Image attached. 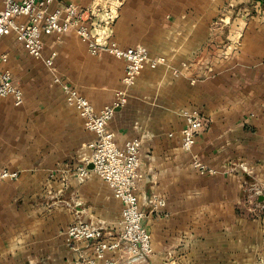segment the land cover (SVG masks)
Masks as SVG:
<instances>
[{"label": "crops", "instance_id": "obj_1", "mask_svg": "<svg viewBox=\"0 0 264 264\" xmlns=\"http://www.w3.org/2000/svg\"><path fill=\"white\" fill-rule=\"evenodd\" d=\"M56 2L84 8L93 0ZM105 3L112 40L143 44L168 61L139 73L108 123L118 145L141 139L137 193L153 249L142 264H264V191L253 192L264 180V0ZM104 16L98 12L94 23L103 26ZM43 44L45 56L56 52L61 81L95 110L113 101L122 59L92 55L74 31L43 34ZM0 52L22 92L20 104L0 96V169L17 172L0 181V264H79L93 250L67 238L69 224L99 225L110 240L120 231L122 203L93 171L80 174L91 169L84 158L94 134L43 59L10 33L0 38ZM191 109L203 122L192 153L215 174L196 172L181 147L183 112ZM153 195L164 205L152 208Z\"/></svg>", "mask_w": 264, "mask_h": 264}, {"label": "built area", "instance_id": "obj_2", "mask_svg": "<svg viewBox=\"0 0 264 264\" xmlns=\"http://www.w3.org/2000/svg\"><path fill=\"white\" fill-rule=\"evenodd\" d=\"M105 4V6H104ZM105 9H102V7ZM98 12L105 16L102 25L94 23ZM112 11L105 0H93L84 8L73 3L59 4L56 0H0V38L13 34L15 40L32 57L42 58L45 66L52 74V82L59 84L64 94L65 102L73 106L83 119L84 126L94 134L87 145L89 154L84 158L85 164H91V169L83 166L81 175H87L91 170L104 180L113 196L122 203L118 225L119 233L110 240L104 239L101 226L88 221L77 220L66 229L67 238L71 241H86L92 246L93 256L85 258L79 264H142L153 253L151 236L142 225L144 213L138 199V184L143 179L140 169L141 139L132 137L118 145L108 123L116 108L127 103L131 88L137 76L145 68H156L168 65L164 56H152L143 44L122 47L110 38ZM68 31L74 33L86 43L89 53L98 55L107 51L124 61V72L121 86L114 93L110 104L100 110H95L91 103L66 82H62L56 74V52L44 55L43 34L56 33L62 35ZM7 55L0 52V96L11 95L15 104L22 102V92L15 87L9 70L3 69ZM173 74H180L172 69ZM184 126L180 131L181 147L190 153V165L201 175L215 174L217 170L192 153V147L198 130L202 127L199 111L191 109L183 112ZM16 171L0 169V181L5 178L15 179ZM264 191V180L253 185V192ZM150 204L152 208L164 205V200L153 195ZM107 251L118 252L117 257H106Z\"/></svg>", "mask_w": 264, "mask_h": 264}, {"label": "water", "instance_id": "obj_3", "mask_svg": "<svg viewBox=\"0 0 264 264\" xmlns=\"http://www.w3.org/2000/svg\"><path fill=\"white\" fill-rule=\"evenodd\" d=\"M91 165V164H90ZM92 166V165H91Z\"/></svg>", "mask_w": 264, "mask_h": 264}]
</instances>
